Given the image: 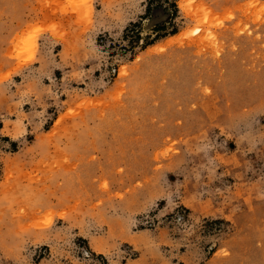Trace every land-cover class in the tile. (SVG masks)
<instances>
[{
    "label": "rangeland",
    "instance_id": "obj_1",
    "mask_svg": "<svg viewBox=\"0 0 264 264\" xmlns=\"http://www.w3.org/2000/svg\"><path fill=\"white\" fill-rule=\"evenodd\" d=\"M0 264H264V0H0Z\"/></svg>",
    "mask_w": 264,
    "mask_h": 264
}]
</instances>
